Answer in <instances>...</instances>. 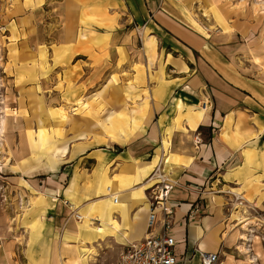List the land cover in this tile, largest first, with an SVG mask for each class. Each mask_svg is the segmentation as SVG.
I'll return each mask as SVG.
<instances>
[{
    "label": "rangeland",
    "instance_id": "1",
    "mask_svg": "<svg viewBox=\"0 0 264 264\" xmlns=\"http://www.w3.org/2000/svg\"><path fill=\"white\" fill-rule=\"evenodd\" d=\"M66 1L0 0V264H32L31 256L42 257L39 264H67L75 251L96 264L87 251H80L84 245L75 236L62 237L60 227L73 217L72 209L58 230L48 231L44 224L55 197L50 179L63 183L58 177L63 158L54 157L55 152L72 148L74 154L84 147L111 146L115 143L111 134L118 137L122 131L130 134L127 143L135 139L142 122L135 111L147 103L148 79L158 81L151 75L150 60L147 68L143 58L145 42L151 38L147 21L131 19L122 28L126 34L121 47H115L107 35L100 42L90 39L87 30L91 24L112 26L119 8H88L84 1L75 5ZM154 1L155 13L161 0ZM176 9L185 12L184 20L203 35L230 38L241 69L248 73L255 66L264 74V0H176ZM73 11L79 30L70 51L82 53L71 58L68 46L56 37L67 29ZM61 111L67 115L64 120ZM114 179L115 189L117 181L120 189L128 187V181ZM236 186L218 182L210 190L211 206L231 215L240 206L227 191L239 193L246 200L245 216L251 219L247 230L232 219L225 230L223 226L219 235L229 240L228 246L217 249L219 264H264V231L258 224L264 221L263 209L252 199L251 184L244 192Z\"/></svg>",
    "mask_w": 264,
    "mask_h": 264
},
{
    "label": "crops",
    "instance_id": "2",
    "mask_svg": "<svg viewBox=\"0 0 264 264\" xmlns=\"http://www.w3.org/2000/svg\"><path fill=\"white\" fill-rule=\"evenodd\" d=\"M77 1H84L88 8H119L112 18V26L90 25L87 37L94 41L105 34L115 47H121L126 34L123 29L130 20L147 21L149 37L156 42L155 54L150 60L151 75L157 76L158 81H147L149 96L147 103L142 102L139 107L138 118L142 122L135 139L100 149L84 147L74 154L69 148L58 168V177L63 183L50 179L55 184L51 188L55 197L44 224L48 231L58 230L71 208L81 214L95 205L97 217L89 226L100 225L103 233L71 217L65 227H60L62 237L75 236L86 248L82 252L93 256L96 264L117 263L125 245L147 234L149 209L141 226L133 229L129 225L132 189L146 187V198L151 193L154 179L146 180L150 171L144 173L143 168L150 161L145 159L152 160L159 149L163 169L177 181L170 195L175 206L171 234L177 240V257L180 264H199L198 251L214 252L220 245L228 246L229 237L225 239L219 232L223 226L226 229L229 219L236 222L229 211L211 206L210 190L214 185L218 182L234 184L237 185L235 189L244 192L251 184L252 199L258 201L264 213V74L258 73L255 66L248 73L241 69L234 58L236 49L232 40L228 37L223 40L217 34L203 35L194 29L184 20L185 12L176 9V0H161L155 13L154 0L66 2L75 5ZM70 16L67 29L56 37L69 51L75 49L79 30L76 13L73 11ZM85 37L81 36L83 40ZM81 53L70 51L68 57L74 58ZM143 58L148 64L147 55ZM179 104L182 105L181 127L176 122ZM188 110H203L194 129H190L183 116ZM166 138L169 141L167 154L162 145ZM169 156H177L179 163L168 160ZM108 166L106 179L122 175L129 183L128 187L120 189L118 181L115 182L116 191L121 192L117 200L120 204L113 207L116 228L107 221L108 207L113 201L112 196L105 195L103 186L106 181L103 173ZM198 200L204 210L193 215L190 209ZM258 224L264 231V221ZM92 247L97 250L95 254L87 249ZM89 259H81L79 264H90ZM30 260L32 264H39L43 259L31 256Z\"/></svg>",
    "mask_w": 264,
    "mask_h": 264
},
{
    "label": "built area",
    "instance_id": "3",
    "mask_svg": "<svg viewBox=\"0 0 264 264\" xmlns=\"http://www.w3.org/2000/svg\"><path fill=\"white\" fill-rule=\"evenodd\" d=\"M162 164L163 159H160L148 178V180L154 179L153 186H155L147 195L149 210L146 225L148 232L141 239L125 245L120 251L116 264H180L175 251L177 240L171 234L175 206L171 202L170 195L177 186V181L170 177L169 173L163 169ZM231 196L234 197L237 201L236 205L240 208L247 206L246 200L241 195ZM114 200L116 201V198ZM203 210L204 205L198 200L192 204L190 212L195 215ZM72 216L76 220H81L80 214L75 212V209H72ZM198 255L199 264H219L217 251H198Z\"/></svg>",
    "mask_w": 264,
    "mask_h": 264
},
{
    "label": "bare ground",
    "instance_id": "4",
    "mask_svg": "<svg viewBox=\"0 0 264 264\" xmlns=\"http://www.w3.org/2000/svg\"><path fill=\"white\" fill-rule=\"evenodd\" d=\"M141 32H144L145 29H141L140 30ZM198 31V30H197ZM106 35L105 34H101L99 35L98 37V42L102 41V39L105 37ZM84 37V36H82ZM96 41V42H97ZM146 47H147V56H148V59L151 60L152 58V54L154 55L155 54V43L153 41V38H150V39H147L146 40ZM147 68H148V64L146 65ZM140 111V109L138 110V112ZM178 117L176 118L177 121L181 122L180 120V117H182V105L179 104V107H178ZM202 111L203 110H200V111H195V112H192L190 110H188L186 113L183 114L184 117H186L188 123H189V127L190 129H194L195 128V124L197 123V121L200 120V117L202 116ZM136 112V111H135ZM60 116H61V119H65L67 117L66 113L64 111H61L60 112ZM110 124L113 123V116H110L108 118ZM118 125L120 127L123 126V121L120 120L118 121ZM40 134L42 135V138H45V133L41 130ZM111 138H112V141H114L115 143L116 142H121V141H127L129 138H130V134L127 133V132H123L117 137V136H114L113 134H111ZM120 140V141H119ZM162 145H163V149L164 151L168 152V147H169V141L168 139H164L163 142H162ZM59 152V153H58ZM56 154H59V158H62L63 156H65L66 154V150L65 149H62V150H57L55 152V155L54 157L56 156ZM161 159V150L157 149L156 150V154L155 156L153 157L152 160L148 161L145 168H143V171L144 173L146 171H149L151 168H152V165L154 164V166L158 163V161ZM168 160H171L172 162H176V164L179 163V158L176 156H172V157H168ZM167 160V162H168ZM155 162V163H154ZM153 166V167H154ZM153 172V169L150 171V175L148 174V176H151V173ZM150 179H153V178H150ZM149 181H152L150 180ZM126 180H127V177L126 176H120V181L122 183H126ZM154 184V182H153ZM133 188L132 190V205L130 206V219H129V225L130 227H132L133 229L135 227H138V226H141L142 225V221H143V217L146 213V211L148 210L149 208V204H148V201H147V198L145 197V194H144V190H146V187H142L140 186V188L138 189H135ZM104 192H105V195L107 196H112L113 197V201L110 202V207H108V211H107V221L109 224L113 225V228H116L118 227V224L116 222V220L114 219L113 217V207H116L118 206L120 203H118L119 201L118 198L120 197V194L121 192L120 191H116V189L114 188V179H108L106 181V185H105V188H104ZM231 195H237L239 196L240 194L239 193H230ZM243 197V196H242ZM116 198V201L114 200ZM244 198V197H243ZM211 200H214L213 198H211ZM97 211L98 209L95 208V205H90L89 206V209H88V212H84L85 214L81 216V222L84 226H89V224H92L93 221L92 220H95L96 217H97ZM247 213V209H244V208H240L237 209L236 211H234V213L232 214L233 217H235L236 219V222L234 225H237V226H240V228L242 229H245L247 230L248 226L251 224V219L247 216H245ZM90 228L96 230L98 233H103L104 232V228L100 225H97V226H89ZM76 235H78V231L76 233ZM240 239H245L243 235L240 236ZM83 244V243H82ZM86 248L85 247H82L80 249V251H84ZM87 249H90V253L91 254H95L97 252L96 248L92 247V248H87ZM238 249H240L241 251H244L245 248L243 246H238ZM81 257L82 255L78 253V251H75L73 252L71 255L68 256L67 260L65 261V263L67 264H79V261L81 260ZM62 258V256H61Z\"/></svg>",
    "mask_w": 264,
    "mask_h": 264
}]
</instances>
